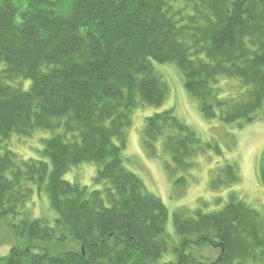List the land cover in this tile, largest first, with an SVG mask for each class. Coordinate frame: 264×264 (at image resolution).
I'll list each match as a JSON object with an SVG mask.
<instances>
[{
    "label": "trees",
    "instance_id": "16d2710c",
    "mask_svg": "<svg viewBox=\"0 0 264 264\" xmlns=\"http://www.w3.org/2000/svg\"><path fill=\"white\" fill-rule=\"evenodd\" d=\"M153 60L177 64L206 117L254 121L264 108V0H0V220L15 239L0 264H243L264 255L263 216L232 192L220 210L174 212L176 258L159 262L170 249L168 208L124 155L132 110L168 92ZM220 76L246 89L223 96ZM35 128L63 130L42 157L19 158L6 142ZM158 141L173 169L188 171L200 151L173 109L146 119L150 154ZM83 161L98 165L91 186L64 179ZM260 175L264 185V155ZM238 179L226 164L212 186ZM32 183L47 191L54 223L29 212ZM205 246L218 255L198 258Z\"/></svg>",
    "mask_w": 264,
    "mask_h": 264
},
{
    "label": "rangeland",
    "instance_id": "374dc122",
    "mask_svg": "<svg viewBox=\"0 0 264 264\" xmlns=\"http://www.w3.org/2000/svg\"><path fill=\"white\" fill-rule=\"evenodd\" d=\"M183 1V0H179ZM155 71L168 85L164 101L159 105L139 103L131 112V124L126 128L128 146L124 150L125 165L138 174L146 189L160 197L168 208L166 237L170 249L159 259L160 263L175 260L173 246L179 242V235L174 226V212L183 210L193 213L196 209L205 212L220 210L228 203L232 192L238 198L258 211L264 219V185L260 169L264 155V108L257 118L239 126L236 122L227 123L219 116L206 117L200 101L185 86L184 74L175 62L153 60ZM31 80L23 81L28 89ZM217 86L223 96H234L243 92L246 86L238 77L220 76ZM173 109L176 116L191 126L201 139L200 151L194 157L193 165L188 171L173 169L172 157L163 149L161 141L157 142L154 155L143 145V130L148 116L155 112ZM35 128L29 134L14 133L8 140L7 147L19 158H40L45 147V140L55 133L62 132ZM226 164L237 167L238 182L231 186L215 189L213 179ZM170 165V166H168ZM98 165L93 161H83L73 165L64 179L91 186L97 174ZM185 177V184L178 180ZM34 193L27 203L33 217H41L54 223L58 212L52 208L46 190L39 191L32 183ZM15 242L11 232L0 220V255H7ZM197 257L215 258L216 249L209 246L194 250ZM243 264H264V255L260 259H247Z\"/></svg>",
    "mask_w": 264,
    "mask_h": 264
}]
</instances>
